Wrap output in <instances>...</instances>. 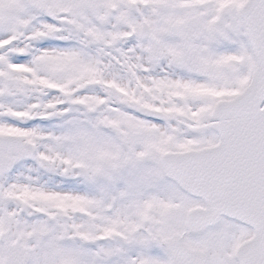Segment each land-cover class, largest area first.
<instances>
[{"label": "snow or ice", "instance_id": "snow-or-ice-1", "mask_svg": "<svg viewBox=\"0 0 264 264\" xmlns=\"http://www.w3.org/2000/svg\"><path fill=\"white\" fill-rule=\"evenodd\" d=\"M0 264H264V0H0Z\"/></svg>", "mask_w": 264, "mask_h": 264}]
</instances>
